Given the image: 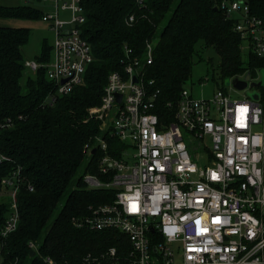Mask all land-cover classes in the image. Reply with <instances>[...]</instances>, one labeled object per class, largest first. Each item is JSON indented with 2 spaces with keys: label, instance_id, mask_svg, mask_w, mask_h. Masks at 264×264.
<instances>
[{
  "label": "built area",
  "instance_id": "1",
  "mask_svg": "<svg viewBox=\"0 0 264 264\" xmlns=\"http://www.w3.org/2000/svg\"><path fill=\"white\" fill-rule=\"evenodd\" d=\"M41 1L53 6L40 18L54 33L50 57L45 62L27 58L24 65L32 71L44 66L56 97L82 83L94 56L80 34L82 0ZM135 3L146 8L148 0ZM215 5L233 19L241 49L245 42L246 53L264 56V21L249 12L246 0H215ZM123 49L122 66L107 72L99 104L89 108L106 136L123 148L111 155L105 134L96 136L94 147L85 145L87 154L102 151L97 173L83 175L85 186L109 190L112 198L73 218L78 228L118 232L97 264H264V85L252 84L261 68L243 89L235 88L244 92L242 98L218 84L206 97H195L184 86L174 119L164 123L155 112L152 80L146 84L143 77L153 42L145 40L142 62L129 46ZM253 87L257 99L246 92ZM18 180L16 173L1 180L9 211L0 246L18 224ZM28 247L37 254L35 241ZM44 261L54 264L50 257Z\"/></svg>",
  "mask_w": 264,
  "mask_h": 264
},
{
  "label": "trees",
  "instance_id": "2",
  "mask_svg": "<svg viewBox=\"0 0 264 264\" xmlns=\"http://www.w3.org/2000/svg\"><path fill=\"white\" fill-rule=\"evenodd\" d=\"M246 2L249 12L264 21V0ZM82 6L80 34L94 57L82 83L56 97L50 94L54 85L44 66L21 80L22 46L31 29L0 24V192L6 189L3 178L15 173L19 178L18 224L0 246V264H46L45 257L54 264H97L99 253L115 244L118 232L78 228L73 218L112 198L109 190L85 186L83 175L97 173L102 154L99 148L87 154L85 145L94 147L96 136L105 134L89 108L99 104L107 72L122 66L124 45L142 62L145 40L153 42V58L143 77L146 84L152 80L148 86L155 93V112L164 123L174 119L193 56L201 58L199 48L211 46L217 52L221 80L247 71L254 76L264 67V56L248 51L242 57V37L215 0H148L146 8L135 0H82ZM42 13L39 5L0 2L1 17L36 19ZM50 48L43 39L35 59L47 61ZM104 138L108 152L118 156L123 145L106 134ZM8 211L9 198L0 201V227ZM30 241L38 244L37 254L30 255Z\"/></svg>",
  "mask_w": 264,
  "mask_h": 264
},
{
  "label": "rangeland",
  "instance_id": "3",
  "mask_svg": "<svg viewBox=\"0 0 264 264\" xmlns=\"http://www.w3.org/2000/svg\"><path fill=\"white\" fill-rule=\"evenodd\" d=\"M1 3L6 5H15L19 3H31L33 5H39L44 7L46 4L39 0H0ZM47 10H53V6L48 3L46 7ZM60 15L67 17L68 11L60 10ZM5 20H11L8 17H1L0 22H5ZM19 21H22L24 24L20 26H28L31 29L28 41L22 46V53L24 58H33L35 57L41 48L42 40L45 39L49 44H51L54 33L51 28L48 27L45 21H42L40 18L31 19L20 18ZM3 24V23H0ZM199 53L201 58L197 54H194V62L192 65V70L190 77L187 79L185 87L189 89L195 97H206L211 95L218 86L224 87L231 97L233 98H242L244 92L235 90L232 85V77H225L220 79L217 75V64L219 62V55L211 46H203L199 48ZM242 57H246V43H242ZM32 74L33 71L28 67H25L23 71L24 79L26 74ZM255 81H262L264 85V69L261 68L257 71ZM202 79V81H200ZM218 84V86H217ZM257 87H253L251 90H247V93L255 92ZM8 194L7 190L0 192V201H7Z\"/></svg>",
  "mask_w": 264,
  "mask_h": 264
},
{
  "label": "water",
  "instance_id": "4",
  "mask_svg": "<svg viewBox=\"0 0 264 264\" xmlns=\"http://www.w3.org/2000/svg\"><path fill=\"white\" fill-rule=\"evenodd\" d=\"M215 8H217L216 6H215ZM65 32V31H64ZM263 69H264V67H263ZM249 76H250V73H249V71H247L246 73H245V75H244V77L243 78H239V77H237V76H234L233 78H232V85L234 86V88H236V89H243L245 86H246V83H247V79H249ZM136 79V77H134V80ZM254 86H261L262 85V81L261 80H259V81H257V83H252ZM251 94V96L254 98V99H257L258 98V94L256 93V92H251L250 93ZM120 96H118V98H119ZM95 151V149H92V153ZM35 254V252L33 251V250H31L30 251V255H34Z\"/></svg>",
  "mask_w": 264,
  "mask_h": 264
},
{
  "label": "crops",
  "instance_id": "5",
  "mask_svg": "<svg viewBox=\"0 0 264 264\" xmlns=\"http://www.w3.org/2000/svg\"><path fill=\"white\" fill-rule=\"evenodd\" d=\"M44 3L46 5L44 7L41 6L43 9L48 6L47 2H44ZM8 18L11 19V20H5V22H0V23H3L2 25H12V26H18V25L24 24L22 21H19L20 18H14V17H8ZM33 58H35V57H33Z\"/></svg>",
  "mask_w": 264,
  "mask_h": 264
}]
</instances>
